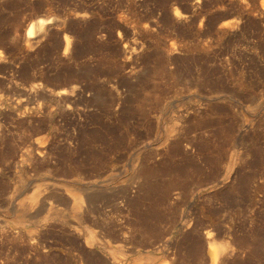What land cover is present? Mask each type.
Returning <instances> with one entry per match:
<instances>
[{"label":"rangeland","instance_id":"374dc122","mask_svg":"<svg viewBox=\"0 0 264 264\" xmlns=\"http://www.w3.org/2000/svg\"><path fill=\"white\" fill-rule=\"evenodd\" d=\"M0 154V264H264V0H0Z\"/></svg>","mask_w":264,"mask_h":264},{"label":"bare ground","instance_id":"6f19581e","mask_svg":"<svg viewBox=\"0 0 264 264\" xmlns=\"http://www.w3.org/2000/svg\"><path fill=\"white\" fill-rule=\"evenodd\" d=\"M37 22V21H36ZM43 22L44 21H40L39 23H38V30L37 31H39V32H41V28H42V25H43ZM47 22V21H46ZM45 23V22H44ZM34 24V23H33ZM31 25L30 26V28H29V30H28V33H27V39L28 38H32L34 35H36L35 34V27H34V25ZM37 24V23H36ZM35 24V25H36ZM45 25H46V23H45ZM44 27V26H43ZM36 28V29H37ZM44 29V28H43ZM42 29V30H43ZM36 31V33H39V32H37ZM69 44H70V42H69V40L68 39H66V49H68V47L70 48V46H69ZM31 89V88H30ZM33 89H35L34 87H33ZM65 91L64 90H62L61 92H58V94L59 95H61V94H63ZM56 97V96H55ZM63 97V96H62ZM18 101V100H17ZM59 103V102H58ZM3 104V103H2ZM14 104H16V103H14ZM3 106V105H2ZM7 110V109H6ZM9 111V110H8ZM17 113V112H16ZM18 115V114H17ZM12 118V117H11ZM44 120V119H43ZM14 121V120H13ZM44 123V122H43ZM6 126V125H5ZM11 129V128H10ZM2 133V132H1ZM11 134V133H10ZM14 135V134H13ZM10 136V135H9ZM32 144V143H31ZM1 147H3V146H1ZM2 149V148H1ZM2 152V151H1ZM1 155V154H0ZM2 156V155H1ZM8 156V155H7ZM31 156V155H30ZM26 158H27V156H26ZM1 172V171H0ZM136 174V173H135ZM139 174H140V172H139ZM138 176V175H137ZM135 177V176H134ZM139 177V176H138ZM141 178V177H140ZM140 178H139V180L138 181H140ZM133 179H135V178H133ZM144 180V179H143ZM132 181H134V180H132ZM137 181V180H136ZM136 181H135V183H136ZM137 181V182H138ZM141 182V181H140ZM139 182V183H140ZM143 182V181H142ZM138 185V184H137ZM140 186H141V184H139ZM135 186H136V184H135ZM136 188V187H135ZM140 188V187H139ZM137 189V188H136ZM84 190V189H83ZM44 191V190H43ZM67 193V192H66ZM70 193V192H69ZM82 194H83V192H82ZM80 195V194H79ZM80 197V196H79ZM63 199V198H62ZM50 202V201H49ZM38 203V202H37ZM75 203V202H74ZM79 204H80V207H84V205H83V203H82V201L80 200V202H79ZM86 204V203H85ZM53 205V204H52ZM90 206V205H89ZM85 208V207H84ZM83 208V209H84ZM86 210H88V207H86ZM84 211V210H83ZM89 211V210H88ZM41 212V211H40ZM36 213V212H35ZM86 213V212H85ZM44 214V213H43ZM91 214V213H90ZM77 215V214H76ZM79 215V214H78ZM91 215H93V214H91ZM90 215V216H91ZM32 216V215H31ZM85 216H86V214H85ZM87 216H88V214H87ZM81 218V217H80ZM97 221V220H96ZM77 224H79V223H77ZM95 224V223H94ZM47 225V224H46ZM64 226V225H63ZM98 226V225H97ZM66 228V227H65ZM70 228H72V227H70ZM103 229V228H102ZM38 230V229H37ZM73 230V229H72ZM71 230V231H72ZM96 230V229H95ZM99 230V229H98ZM106 230V229H105ZM4 231V230H3ZM51 231V230H50ZM73 231H75V230H73ZM77 231V230H76ZM84 231V230H83ZM102 231V230H101ZM36 232V231H35ZM38 232V231H37ZM41 232V231H40ZM78 232V231H77ZM96 232H98L99 233V231H96ZM3 233V232H2ZM76 233V232H75ZM79 233V232H78ZM77 233V234H78ZM102 233H103V231H102ZM102 233H99L100 235L102 234ZM44 234V233H43ZM80 234H82V233H80ZM5 235V234H4ZM16 235V234H15ZM38 235V234H37ZM37 235H35V237L37 236ZM40 235V234H39ZM71 235V234H70ZM84 235V234H83ZM82 235V236H83ZM100 235H98L100 238H103L104 239V237H101ZM212 234H211V232H209V233H207L206 234V236L208 237V239H209V241H208V255H209V259H210V263L209 264H219L220 263V259H221V257H222V255L223 254H225L226 252L228 253V250L230 249V245L231 244H229V246H228V244H224V243H216L215 241H214V238H213V241L212 240H210V236H211ZM22 236V235H21ZM76 236V235H75ZM80 236V235H79ZM125 236V235H124ZM31 238H32V235L30 236ZM38 237H40V236H38ZM46 237V236H45ZM45 237H44V239H45ZM87 237V236H86ZM80 238V237H79ZM18 239V238H17ZM16 239V240H17ZM36 239V238H35ZM40 239V238H39ZM84 239V238H83ZM106 239V238H105ZM126 239H127V237H126ZM20 240H21V238H20ZM85 240V239H84ZM93 238L91 237V236H89V238H88V243H91L92 244V242H93ZM122 240H124V239H122ZM128 240V239H127ZM12 241V240H11ZM104 241H106V240H104ZM27 242H29V240L27 241ZM37 241H35V243H36ZM107 242L108 241H106V244H107ZM11 243V242H10ZM24 243V242H23ZM33 243H34V238H33ZM79 243H80V241H79ZM1 244V243H0ZM19 244V243H18ZM22 244V243H21ZM31 244V243H30ZM43 244V243H42ZM28 245V244H27ZM35 245V244H34ZM41 245V244H40ZM73 245V244H72ZM81 245V244H80ZM85 245H86V242H85ZM30 246V245H29ZM28 246V247H29ZM44 246V245H43ZM83 246V245H82ZM17 247V246H16ZM20 247V246H19ZM18 247V248H19ZM37 247V246H36ZM35 247V248H36ZM42 247V246H41ZM45 247H46V245H45ZM50 247V246H49ZM85 247V246H84ZM86 247H87V245H86ZM32 248H34V247H32ZM39 248V247H38ZM44 248V247H43ZM90 248V247H89ZM89 248H87V249H89ZM231 248H233V247H231ZM17 249V248H16ZM40 249V248H39ZM45 249V248H44ZM46 249H48V248H46ZM80 249V248H79ZM84 249H86V248H83V250ZM96 249V248H95ZM11 250V249H10ZM15 250V249H14ZM28 250V249H27ZM29 250H30V248H29ZM77 250V249H76ZM82 250V251H83ZM93 249H91V251H92ZM233 250V249H232ZM34 251H35V249H34ZM47 251V250H46ZM49 251V250H48ZM95 251H97V249L95 250ZM32 252V251H31ZM76 253H77V251H75ZM80 252V251H79ZM98 252H99V250H98ZM97 252V254H99ZM21 253V252H20ZM37 253V252H36ZM75 253V254H76ZM82 252H80V254H81ZM92 253V252H91ZM95 253V252H94ZM79 254V255H80ZM101 255H102V253H100ZM104 254V253H103ZM36 255V254H35ZM78 255V256H79ZM94 255V254H93ZM108 255V254H107ZM8 256V255H7ZM30 256V255H29ZM95 256V255H94ZM97 256V255H96ZM82 258V257H81ZM101 258V257H100ZM104 258H108V257H106V255H105V257ZM109 259V258H108ZM107 259V260H108ZM119 260V259H118ZM37 261V260H36ZM109 261H110V259H109ZM118 262V261H117ZM165 263H167V262H165ZM164 263V264H165ZM221 264V263H220Z\"/></svg>","mask_w":264,"mask_h":264}]
</instances>
